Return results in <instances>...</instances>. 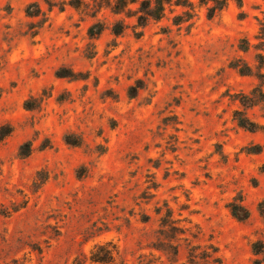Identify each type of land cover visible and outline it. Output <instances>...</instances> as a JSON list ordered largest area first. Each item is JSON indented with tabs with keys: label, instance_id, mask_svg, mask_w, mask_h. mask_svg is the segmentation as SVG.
Here are the masks:
<instances>
[{
	"label": "rangeland",
	"instance_id": "rangeland-1",
	"mask_svg": "<svg viewBox=\"0 0 264 264\" xmlns=\"http://www.w3.org/2000/svg\"><path fill=\"white\" fill-rule=\"evenodd\" d=\"M188 1V22L171 6L140 29L67 0H0V264H264V102L243 108L259 81L229 67L264 56V0L211 18V2Z\"/></svg>",
	"mask_w": 264,
	"mask_h": 264
},
{
	"label": "trees",
	"instance_id": "trees-1",
	"mask_svg": "<svg viewBox=\"0 0 264 264\" xmlns=\"http://www.w3.org/2000/svg\"><path fill=\"white\" fill-rule=\"evenodd\" d=\"M229 1H234L238 5H241L242 0H199L201 5H206L211 2L210 6H207L206 10L208 17L211 18L216 12L221 11ZM67 4L74 8L75 10H82L86 13H90L94 16L101 9H108L114 15L124 14L128 18L134 19V28H144L150 22H158L162 20L165 16L166 9L175 6L182 7L185 10L179 15L173 17V23L175 25H180L182 23L188 22L193 16V5L188 0H91L90 3L85 0H67ZM31 8H34V11H30ZM28 17H36L40 14V9L35 3L30 4L26 11ZM126 28V24L120 20L113 23L110 32L113 36H119L123 33ZM103 31V25L99 22L90 25L87 29V35L90 39L98 37ZM258 43L253 46L257 51H261V47L264 46V14L263 19L259 21V29L256 36ZM249 42L247 40H242L239 45L240 51L246 53L249 50ZM256 61V66L253 68L248 63L242 59H235L229 63V67L235 70L240 76H253L258 81L259 84L252 88L248 94L240 93L237 94V99L240 105L243 108H252L264 102V92L262 86L264 84V74L262 73V66L264 64V56L262 53H256L254 55ZM64 70L57 72L58 78H72L73 80L77 79L75 74H67ZM134 89L133 87L131 88ZM26 109H33L35 106H30L29 102L24 103ZM233 119L236 121L237 125L248 131H257L260 129V126L251 121L243 111H234ZM7 134H4L6 136ZM3 136V137H4ZM1 140V138H0ZM75 145V144H72ZM21 150L24 152L19 153L21 157H27L30 152V147L28 143H25L21 146ZM264 173V168L261 170ZM259 214L264 222V205L259 204ZM231 214L233 217L238 220H243L248 217V212L240 204H231ZM175 229V228H172ZM99 250H103L99 248ZM254 254L262 253V250H255L253 246ZM108 254V252H106ZM189 259V262L192 263V256ZM196 259V258H195ZM210 259V256H205L202 260ZM95 263L104 264L106 260L104 258H96L93 260ZM210 264H219L218 258H211ZM195 263V262H193Z\"/></svg>",
	"mask_w": 264,
	"mask_h": 264
}]
</instances>
